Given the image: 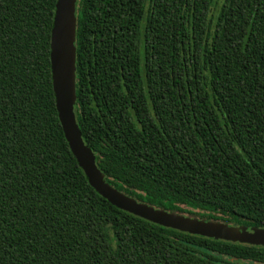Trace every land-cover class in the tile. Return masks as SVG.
<instances>
[{"label":"trees","instance_id":"16d2710c","mask_svg":"<svg viewBox=\"0 0 264 264\" xmlns=\"http://www.w3.org/2000/svg\"><path fill=\"white\" fill-rule=\"evenodd\" d=\"M58 0H0V264H264L90 185L61 125ZM76 116L107 182L159 209L264 228V0H78Z\"/></svg>","mask_w":264,"mask_h":264},{"label":"water","instance_id":"95a60500","mask_svg":"<svg viewBox=\"0 0 264 264\" xmlns=\"http://www.w3.org/2000/svg\"><path fill=\"white\" fill-rule=\"evenodd\" d=\"M77 4L58 0L51 36V70L56 106L65 137L90 185L112 206L164 228L232 243L264 247V228L235 226L170 212L139 202L110 185L85 143L76 116Z\"/></svg>","mask_w":264,"mask_h":264},{"label":"rangeland","instance_id":"374dc122","mask_svg":"<svg viewBox=\"0 0 264 264\" xmlns=\"http://www.w3.org/2000/svg\"><path fill=\"white\" fill-rule=\"evenodd\" d=\"M243 264H249V263L244 262Z\"/></svg>","mask_w":264,"mask_h":264}]
</instances>
